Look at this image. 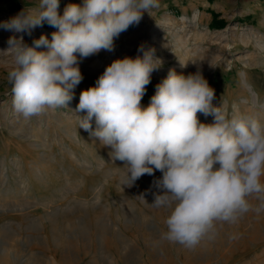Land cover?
Masks as SVG:
<instances>
[{"label":"rangeland","instance_id":"obj_1","mask_svg":"<svg viewBox=\"0 0 264 264\" xmlns=\"http://www.w3.org/2000/svg\"><path fill=\"white\" fill-rule=\"evenodd\" d=\"M73 3L83 0H59V13ZM38 5L39 0H0V23ZM195 15L199 19L192 29L183 19L192 22ZM55 31L47 22L31 35L0 27V51L13 35L35 47L42 35L51 40ZM179 39L188 47L180 48ZM141 45L155 49L161 61L146 86L143 106L170 69L187 75L197 71L190 67L202 66L198 70L215 91L214 105L222 101L229 112L240 107L264 120V0H158L138 25L114 40L113 51L80 60L83 79L67 108H50L29 119L14 109L7 80L14 62L0 52V264H264V213L224 226L215 241L195 250L162 241L168 211L147 204L162 173L145 174L131 187L122 184L123 162H113L111 149L79 128L77 115L86 114L76 112L80 93L95 86L114 60L142 55ZM185 57L187 67L179 69L176 64ZM198 116L203 123L213 122L211 115ZM63 128L78 133L79 140L63 134ZM36 143L41 148H34ZM31 165L41 169L40 178Z\"/></svg>","mask_w":264,"mask_h":264},{"label":"clouds","instance_id":"obj_2","mask_svg":"<svg viewBox=\"0 0 264 264\" xmlns=\"http://www.w3.org/2000/svg\"><path fill=\"white\" fill-rule=\"evenodd\" d=\"M157 6L158 0H83L61 15L59 0H39L37 9L0 23L28 35L45 22L57 29L35 47L13 35L0 51L13 58L7 80L15 111L29 119L67 108L83 79L80 60L113 51L114 40ZM138 52L114 60L95 86L80 93L76 112L86 114L77 115L79 128L109 147L113 162H123L122 184L131 187L145 174L162 173L153 181V202L141 197L168 211L162 241L195 250L215 241L224 226L264 213V120L235 106L229 112L222 101L214 105L215 91L199 70L185 75L170 69L143 106L161 61L153 48L141 45ZM198 114L211 115L213 122H201Z\"/></svg>","mask_w":264,"mask_h":264},{"label":"bare ground","instance_id":"obj_3","mask_svg":"<svg viewBox=\"0 0 264 264\" xmlns=\"http://www.w3.org/2000/svg\"><path fill=\"white\" fill-rule=\"evenodd\" d=\"M199 18H198V15H195V17H194V20L192 21V22H188V20L187 19H183V22L186 24V23H188L189 24V26L192 28V29H195V25H196V22H197V20H198ZM183 29H185V27L183 28ZM180 40V44H181V46H179L180 48L182 47L183 49L184 48H187L188 47V45L184 42V41H182L181 39H179ZM178 40V41H179ZM3 44L4 43H1L0 42V49H2L3 48ZM179 44V45H180ZM187 50V49H186ZM186 54H189V51H187L186 52ZM188 57V56H187ZM187 57H185V60H184V64L185 63H187L188 62V58ZM97 63V62H96ZM101 66V64L98 62V64H95V67L96 68H99ZM176 66L177 67H179V69H183L182 67H181V64L180 63H178V64H176ZM190 69L192 70H198V69H203V67L202 66H199V67H197V68H192V67H190ZM255 106H258V104H259V100H258V98H253V102H252ZM243 105H245L246 104V101L245 102H243L242 103ZM238 109L240 108V107H237ZM62 133L63 134H65L66 136H68L69 138H71L73 141H75L76 139H78V133H73L72 132V130L71 129H68V128H63L62 130ZM24 138V137H23ZM79 140V139H78ZM32 145H34V148H41V146L39 145V144H32ZM43 148V147H42ZM36 166V165H35ZM85 167V166H84ZM31 170H33V173L37 176V178H40L39 176H41L40 175V172H41V169H39L38 167L36 168V167H34L33 165H31ZM86 169V168H85ZM88 169V168H87ZM37 170V171H36Z\"/></svg>","mask_w":264,"mask_h":264},{"label":"crops","instance_id":"obj_4","mask_svg":"<svg viewBox=\"0 0 264 264\" xmlns=\"http://www.w3.org/2000/svg\"><path fill=\"white\" fill-rule=\"evenodd\" d=\"M209 1H215V0H209ZM195 14H198L199 15V18L201 17L200 10H198ZM211 16H212V14H211Z\"/></svg>","mask_w":264,"mask_h":264}]
</instances>
